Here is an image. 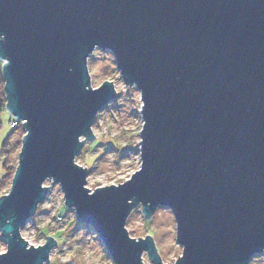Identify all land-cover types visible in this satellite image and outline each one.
Returning a JSON list of instances; mask_svg holds the SVG:
<instances>
[{"label": "water", "instance_id": "95a60500", "mask_svg": "<svg viewBox=\"0 0 264 264\" xmlns=\"http://www.w3.org/2000/svg\"><path fill=\"white\" fill-rule=\"evenodd\" d=\"M0 33L11 59L5 108L31 129L14 194L0 202L5 237L16 233L0 264L46 259L17 241L48 175L117 264H139L145 248L159 261L151 238L137 244L122 231L132 196L152 202L149 217L157 205L175 209L188 246L178 264H247L264 252V0H0ZM95 44L144 90L148 123L143 172L89 197L72 165L76 138L115 96L110 85L84 91Z\"/></svg>", "mask_w": 264, "mask_h": 264}, {"label": "clouds", "instance_id": "9594fccd", "mask_svg": "<svg viewBox=\"0 0 264 264\" xmlns=\"http://www.w3.org/2000/svg\"><path fill=\"white\" fill-rule=\"evenodd\" d=\"M6 39L7 34L0 33V42ZM10 64V58L0 55V100L5 102L7 108H10L9 82L5 75ZM101 67L108 69L102 77L99 75ZM85 68L88 78L84 85L85 92L95 93L110 85L116 97L95 112L93 122L88 126L90 135L80 134L76 138L80 147L72 156V165L83 172L82 189L92 197L100 190L120 189L128 185L145 169V137L142 133L148 123L144 117L147 101L139 84L125 78L117 55L100 44H95L85 57ZM15 117L22 123V131L12 136L15 148L0 153V202L14 194L27 139L31 135V129L26 127L30 120ZM8 127H16V124L6 123L0 129V136ZM108 141H113L116 147L109 145ZM129 144L134 146L128 148ZM126 149L129 151L125 155ZM39 186L46 195L35 203L30 218L18 228L17 242H24V251L47 249V257L40 264H69L70 261H75V264H117L95 227L81 224L80 209L75 203H70L64 182L58 180L56 175H48ZM127 205L132 207L124 217L122 231L128 240L137 244L151 238L159 258V261L154 259L151 251L145 248L140 252L139 264H178L186 259L188 246L180 241L181 225L174 208L157 205L149 220L145 209L152 206L151 201L146 205L145 201H138L136 196H132L127 199ZM44 209L50 211L45 213ZM15 215L12 212L5 225H11ZM15 235L9 232L8 238ZM50 236L55 239L50 240ZM8 238L5 237V229L0 227V258L7 257L11 252ZM50 241H54L52 246H49ZM247 264H264V254L252 255Z\"/></svg>", "mask_w": 264, "mask_h": 264}, {"label": "rangeland", "instance_id": "374dc122", "mask_svg": "<svg viewBox=\"0 0 264 264\" xmlns=\"http://www.w3.org/2000/svg\"><path fill=\"white\" fill-rule=\"evenodd\" d=\"M107 72H108V69H107V67H101L100 69H99V75L102 77V76H104V75H106L107 74ZM116 99V97L114 96L113 97V99H111V100H115ZM107 105V104H106ZM105 105V106H106ZM104 106V107H105ZM5 113H7V116H8V119L7 120H5ZM8 124V125H11V124H16V127H8V129H7V131L6 132H4L3 133V135L2 136H0V152H1V146H2V143L5 141V139L8 137V136H10V138H9V144H10V146H9V148H8V152L9 151H11V150H13L14 148H15V143H13V141H12V136L14 135V134H16L18 131H20L19 130V126L20 125H22V123L21 122H19L18 120H16V119H14L7 111L6 112H4L2 115H1V124H0V129H3L4 127H5V124ZM104 142H102V144H103ZM109 145H113V147H116L114 144H113V141H108L107 142ZM134 145H132V144H129V145H127V147L128 148H131V147H133ZM111 150V149H110ZM121 151H123V149H121ZM129 151V149H126L125 150V155L127 154V152ZM102 159V158H101ZM46 195V194H45ZM45 197V196H44ZM50 210L49 209H44V212L45 213H47V212H49ZM149 220H151V218L149 217L148 218ZM81 224L82 225H87V224H85V223H82L81 222ZM52 237H54V236H52ZM55 238V237H54ZM158 251H159V249H158ZM260 254H264V252L263 253H260ZM260 254H257V255H260ZM106 259V258H105ZM69 264H75V261H70L69 262ZM102 264H103V262H102Z\"/></svg>", "mask_w": 264, "mask_h": 264}, {"label": "trees", "instance_id": "16d2710c", "mask_svg": "<svg viewBox=\"0 0 264 264\" xmlns=\"http://www.w3.org/2000/svg\"><path fill=\"white\" fill-rule=\"evenodd\" d=\"M5 106H6L5 102L3 100H0V124H1V115L4 112H6ZM19 130L22 131V125L19 126ZM9 138H10V136H8L5 139V141L2 143L1 152L0 153H7L8 152V148L10 146V144H9Z\"/></svg>", "mask_w": 264, "mask_h": 264}]
</instances>
